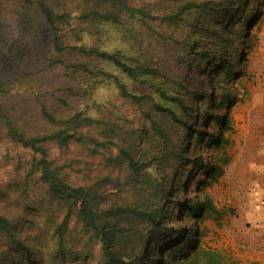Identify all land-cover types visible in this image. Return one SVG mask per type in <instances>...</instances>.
I'll list each match as a JSON object with an SVG mask.
<instances>
[{"label": "trees", "instance_id": "16d2710c", "mask_svg": "<svg viewBox=\"0 0 264 264\" xmlns=\"http://www.w3.org/2000/svg\"><path fill=\"white\" fill-rule=\"evenodd\" d=\"M259 2L0 0L15 14L16 29L8 34L0 22V145L33 155L17 188L28 190L32 178L45 188L33 216L0 210V264H229L200 240L201 221L220 210L206 193L186 194L195 172L213 182L224 174L212 154L205 161L192 153L202 142L210 150L231 142L225 136L235 100L230 84ZM126 17L140 22L133 56L100 45L103 27ZM102 61L149 91L135 93L116 77L118 105H103L97 116L74 106L69 97L78 85L63 79L89 85L108 75ZM75 145L86 149L84 157L73 156ZM54 148L66 151L63 161ZM77 160L86 177L79 182L69 177ZM184 165L190 168L183 180ZM38 215L47 220L37 227L45 245L32 233Z\"/></svg>", "mask_w": 264, "mask_h": 264}, {"label": "rangeland", "instance_id": "374dc122", "mask_svg": "<svg viewBox=\"0 0 264 264\" xmlns=\"http://www.w3.org/2000/svg\"><path fill=\"white\" fill-rule=\"evenodd\" d=\"M258 6L261 7L260 16L248 36L244 38L241 64L230 84L235 100L230 113L231 129L226 131L225 136L231 142L226 148L218 150H210V146L206 147L202 142L192 153L202 154L205 161L212 154L214 162L223 165L224 174L213 182L203 174L204 172L200 170L195 172L190 181L189 193L186 194L194 197L198 193L203 197L206 193L220 210V216L211 213L201 221L200 240L204 247L220 251L229 264L264 261L263 253L260 252V243L264 238V194L259 191L263 183L258 180L260 169L258 164L264 161V0H261ZM0 9V22L6 27L4 31L8 34H16L15 14L9 13L6 7ZM124 20V23H111L103 27L100 45L104 49L120 50L127 56H133L135 55L134 28L140 22L127 17ZM100 66L108 71V75L100 74L92 77L89 85L81 83L80 86L79 81L72 82L69 77L63 79L65 85L74 82L78 85V91L72 93L69 100L86 113L97 116L103 105H118L116 100L119 89L115 81L116 77L125 82L135 93L143 94L149 91L146 84L130 78L115 64L102 61ZM157 98L166 103L162 97ZM128 108L131 109L130 106ZM218 127L219 125L213 124L214 133H217ZM1 145L5 149L0 148V210L33 216V203L36 199H43L45 196L44 186H41L36 178L31 179L28 190L17 188L15 183L17 181L24 184L33 155L27 149L12 143ZM53 150L58 161L66 158L65 150L57 148ZM85 150L80 145H75L72 149L73 156L81 151L83 154L79 155V158L84 157ZM95 160L97 169L104 173L105 164L102 156L97 154ZM18 162L21 163L19 169L16 166ZM76 163L78 170L72 171L69 177L79 182L86 177L81 170L82 162L77 160ZM189 168L190 166L184 165L181 170L180 175L183 180ZM64 169H68L67 166ZM200 188L204 190L199 192ZM180 196L183 197L181 194ZM45 202L47 203V199ZM36 219L38 224L32 232L33 236L35 241L40 238L45 245L41 237L42 233L37 227L41 225L44 229L47 220L42 215H38ZM183 223L190 227L194 226L193 218L190 219L189 216H184ZM159 242L153 243L154 255L158 254L156 246ZM163 249L168 254V248L163 247ZM93 263L97 262L93 260Z\"/></svg>", "mask_w": 264, "mask_h": 264}, {"label": "crops", "instance_id": "0c3cea01", "mask_svg": "<svg viewBox=\"0 0 264 264\" xmlns=\"http://www.w3.org/2000/svg\"><path fill=\"white\" fill-rule=\"evenodd\" d=\"M258 166L260 168L259 174H258V178H259L258 180L259 181L261 180V182L263 183L260 185L261 187H259V191L261 192V194H264V161H261L258 164ZM260 252L263 253L262 258L264 260V238L262 239V242L260 243Z\"/></svg>", "mask_w": 264, "mask_h": 264}]
</instances>
